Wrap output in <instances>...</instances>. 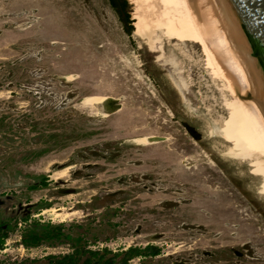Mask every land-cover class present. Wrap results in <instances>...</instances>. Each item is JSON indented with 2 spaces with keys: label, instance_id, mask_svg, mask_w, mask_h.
<instances>
[{
  "label": "rangeland",
  "instance_id": "1",
  "mask_svg": "<svg viewBox=\"0 0 264 264\" xmlns=\"http://www.w3.org/2000/svg\"><path fill=\"white\" fill-rule=\"evenodd\" d=\"M138 9L136 0H125V9L111 0H0V100L9 99L14 77H7V63L16 61L18 105L46 104L36 117L51 119L49 129H27L9 143L20 151L50 146L21 165L25 172L56 178L55 170L71 165L57 174L62 183L51 178L33 191L32 176L0 173L8 215L19 202L50 201L63 216L39 215L45 204L31 208L30 220L8 231L0 264L70 252L82 233L89 248L119 249L143 245L154 232L164 234L155 241L160 254L130 264H169L166 254L187 264H264L261 177L247 160L229 155L232 143L214 131L228 119L223 101L231 97L227 79L208 59L206 50L214 51L206 37L204 45L191 34L162 32L151 50L135 33ZM108 97L113 108L119 105L112 113L101 105ZM184 122L197 127L198 139ZM41 131L46 142L31 139ZM0 147L8 148L1 141ZM69 191L75 193L62 195ZM113 191L121 193L107 198ZM96 197L101 201L92 205ZM34 219L63 225L72 241L23 246L21 230Z\"/></svg>",
  "mask_w": 264,
  "mask_h": 264
},
{
  "label": "flooded vegetation",
  "instance_id": "2",
  "mask_svg": "<svg viewBox=\"0 0 264 264\" xmlns=\"http://www.w3.org/2000/svg\"><path fill=\"white\" fill-rule=\"evenodd\" d=\"M117 5L119 7H121V9H125V0H116ZM118 6H114L115 8H118ZM135 18H136V14H135ZM124 20L127 21L129 23V15L125 14L124 15ZM135 22V20H134ZM7 67L8 72H7V77H11L13 79H11L9 82L10 85H8V87H10L8 89L9 92V99H7L6 101H2L0 100V141L2 144H5L8 146V148H2L0 147V173L4 174V175H8L14 178L17 177H29L32 176L34 179L33 181H28L27 182V189L28 191H33L39 188H44L47 186L49 180L52 177H50L49 174H37L34 175V173H29V172H25L22 169L21 165H24L28 162H31V160L37 158V157H41L42 155H44L45 153H47L49 151V147L48 146H44V147H36V148H28L25 149V151H20V150H16V146L12 148V144L9 143L10 141H13L14 138L18 137L17 134L20 136L22 134V132H24L25 130H29V129H49L50 127V123H51V119L46 118V115H40L41 117H36V111L38 110V113H41L45 107L46 104H36L34 101H32L31 103H29V105L26 108H21L17 101H16V96H17V92L12 89V86L14 84H17V78H19V75L17 73V65H16V61H11L10 63H7ZM1 69V68H0ZM6 77V76H5ZM6 77V78H7ZM1 86H3L1 84L0 81V89ZM28 90V89H27ZM29 93V94H28ZM27 94L30 96H33L31 91H27ZM36 107H38L36 109ZM36 109V110H35ZM189 126L192 129H186L194 138L198 139V135L199 132L197 131V129L184 122V126L186 128V126ZM13 136H12V135ZM14 137V138H13ZM43 138V142H46L44 140H46L45 138H47L43 131L39 132L37 134V137H33L31 139L36 140V139H40ZM26 140H30V139H26ZM4 142V143H3ZM12 148V149H11ZM38 148V149H37ZM94 154L99 155L100 153H98L97 151L94 152ZM83 155V154H81ZM69 167H71V165H68ZM65 166H61L59 167L57 170H60ZM56 170V171H57ZM54 182L55 183H59L61 181V179L59 177L54 178ZM59 180V181H58ZM120 181H123V179H121ZM67 190V189H65ZM120 190V189H119ZM67 193H75V191H69V192H65L62 195H65ZM117 193H121V191H113V193L107 194L106 197L111 198L114 195H116ZM8 194H4V197L8 198ZM105 197V198H106ZM102 197H96L92 200V205L93 204H98L101 200ZM27 201V202H23L17 205V210L16 213H13V211L11 212L10 215H8V213L6 211H4V206H5V200L0 198V245L2 246V244L4 243V240L7 238V233L9 230H11L12 228H15L16 226H20L21 223L19 220H21L22 222H26L28 220H30L31 218V214H30V209L33 208L36 205L39 204H45V208H49L51 207L49 205V202L46 201ZM87 204H91V201ZM103 210H111L110 207H105V206H101ZM3 209V210H2ZM42 209L39 213L40 214H44ZM58 210H60V208H57ZM81 210V208H73L70 209L71 212H76L78 210ZM97 208H94V210H96ZM18 214H20V216H18ZM92 214V212H89L87 214V217ZM38 215V214H37ZM15 216V217H13ZM18 216V217H17ZM89 218V217H88ZM38 220L40 219H34L33 222L30 225H25L24 228L21 230L20 233V243L22 244V241L25 237L29 236L30 234L33 233L34 230L36 231H40L41 227ZM38 222V223H37ZM110 222V221H109ZM49 223V222H47ZM45 223V224H47ZM54 226H60L61 229V234H62V239L61 242H58L57 244H61L62 242H65L66 240H71L72 238L70 237L71 235L66 233L63 230V225L61 224H56ZM83 234V233H82ZM79 234L77 235V237H75L74 242L71 243L72 245V250L70 252H66V253H60V254H68V253H72L73 250L75 248H80L81 250H92V251H99L100 253H107L108 256H114V262L115 264H130V262L133 260V258H153L156 257L160 254V247L158 245H156L157 242H155L157 239H161L163 237V232H154L151 235V239L148 240L146 243L139 244V243H135V244H128L125 247L119 248V249H111L110 247H101V248H89L87 247V245H85V242H82L83 240V235ZM57 244L51 245L49 242H44L38 246H32V247H27V248H35V247H39L41 245H47L49 247H56ZM23 245V244H22ZM232 253H234L237 257H243V252L239 249H232ZM54 253H49L47 255H45L44 257L51 255ZM167 255V259H170L169 264L175 263V264H187V260L184 259L182 261H177L174 260L173 257H170L171 254H166ZM204 257H208V258H212L213 257V253L212 252H207L205 253ZM204 257H201L199 259H201L204 262ZM25 260V259H24ZM123 260L125 261L123 263ZM234 264H241L240 260L235 261Z\"/></svg>",
  "mask_w": 264,
  "mask_h": 264
},
{
  "label": "water",
  "instance_id": "3",
  "mask_svg": "<svg viewBox=\"0 0 264 264\" xmlns=\"http://www.w3.org/2000/svg\"><path fill=\"white\" fill-rule=\"evenodd\" d=\"M187 2L264 142V0ZM114 101L108 97L101 105L112 113L119 108L110 105Z\"/></svg>",
  "mask_w": 264,
  "mask_h": 264
},
{
  "label": "bare ground",
  "instance_id": "4",
  "mask_svg": "<svg viewBox=\"0 0 264 264\" xmlns=\"http://www.w3.org/2000/svg\"><path fill=\"white\" fill-rule=\"evenodd\" d=\"M136 2L139 9L136 14V20L134 22L135 33L141 38L145 39L151 50L155 49V43L159 39V36H157L156 34L157 32H162L163 34L166 33V35L170 38H175L176 35L180 33H185L187 35L191 34L196 36L204 44L206 35L203 32L187 0H136ZM208 44L211 47L209 41ZM211 49L213 48L211 47ZM206 53L210 63L217 68V71L219 73L225 76L215 53L213 54L210 50H206ZM228 86L230 89L231 97L224 98L223 103L229 112V117L227 120L223 121L224 125H215L214 131L216 135L221 136L226 140V142L229 141L232 143L233 147H231L230 149L227 148L229 149V155L237 159L239 158L242 160H247L249 162L252 167L253 173L261 177V192L264 193V142L261 139L248 112L242 105L241 101L238 100V97L230 86L229 82ZM177 88L180 89L179 85L177 86ZM67 168H69V166L57 171L55 170V177H57V174L60 171H64ZM43 212H48L50 214H53L54 216L61 215L59 210L53 207L46 208L43 210Z\"/></svg>",
  "mask_w": 264,
  "mask_h": 264
},
{
  "label": "trees",
  "instance_id": "5",
  "mask_svg": "<svg viewBox=\"0 0 264 264\" xmlns=\"http://www.w3.org/2000/svg\"><path fill=\"white\" fill-rule=\"evenodd\" d=\"M111 2L113 6H118L116 0H111ZM40 227V231L34 230L32 234L23 239V246H38L44 242L54 245L61 242L60 226L42 223ZM41 261L45 264H115L114 256H108L107 253H100L99 251L81 250L80 248H75L72 253L68 254H51L42 259H25L15 264H38Z\"/></svg>",
  "mask_w": 264,
  "mask_h": 264
}]
</instances>
